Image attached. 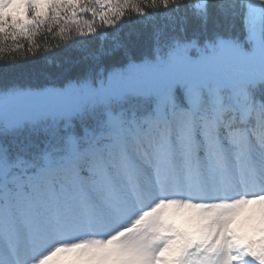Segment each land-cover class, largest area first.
I'll list each match as a JSON object with an SVG mask.
<instances>
[{
  "label": "snow or ice",
  "instance_id": "6c2138e0",
  "mask_svg": "<svg viewBox=\"0 0 264 264\" xmlns=\"http://www.w3.org/2000/svg\"><path fill=\"white\" fill-rule=\"evenodd\" d=\"M210 6L228 31L202 43L157 32L139 62L0 82V264H264V0L188 5ZM180 7L0 0V66Z\"/></svg>",
  "mask_w": 264,
  "mask_h": 264
},
{
  "label": "trees",
  "instance_id": "16d2710c",
  "mask_svg": "<svg viewBox=\"0 0 264 264\" xmlns=\"http://www.w3.org/2000/svg\"><path fill=\"white\" fill-rule=\"evenodd\" d=\"M194 2L195 0H182L179 11L161 9L147 19H126L118 22L114 29L101 28L96 34L87 38H70L59 48L56 47L58 43H61L59 37L49 35L46 39L54 50L47 52L41 50L34 55L28 54L24 59H18L11 66H0V82L16 79L24 83L59 85L67 80H79L90 72L94 75L100 68L107 72L113 67L123 66L129 58L139 62L146 56L150 57L157 32H162L165 38L198 37L202 43L206 36L212 38L213 34H223L228 31L227 24L219 17L214 6L209 7L207 23L203 24L201 18L188 7ZM213 2L214 0H209L210 5ZM181 28L184 29L183 32L180 31ZM40 43L44 45L45 40L41 39ZM116 43L124 46L119 52H113ZM26 49L27 45H25V51ZM110 52H112L111 55H109ZM250 91L253 98L264 100V83L258 84ZM177 92L181 94L178 87L175 96ZM74 123L76 131L80 133L81 122L74 120ZM95 123L96 121L92 122V119L84 121V124L90 128ZM33 139L36 143L42 144L44 138L33 137Z\"/></svg>",
  "mask_w": 264,
  "mask_h": 264
},
{
  "label": "rangeland",
  "instance_id": "374dc122",
  "mask_svg": "<svg viewBox=\"0 0 264 264\" xmlns=\"http://www.w3.org/2000/svg\"><path fill=\"white\" fill-rule=\"evenodd\" d=\"M191 54H192L193 56L195 55L194 52L191 53ZM262 86H263V85H261V87H262ZM177 87L180 89L181 94H180L179 92H177L176 102H178L179 104H180V103H184V94L182 93L183 91H182V89H181L179 86H177ZM250 89H252V88H250ZM175 91H176V89H175ZM250 93H251V92H250ZM180 95H181V96H180ZM251 95H252V94H251ZM181 97H182V98H181ZM92 122H94V120H92ZM242 234H250L246 226L242 228Z\"/></svg>",
  "mask_w": 264,
  "mask_h": 264
},
{
  "label": "clouds",
  "instance_id": "9594fccd",
  "mask_svg": "<svg viewBox=\"0 0 264 264\" xmlns=\"http://www.w3.org/2000/svg\"><path fill=\"white\" fill-rule=\"evenodd\" d=\"M177 2H178V3H181V2H182V0H177ZM208 2H209V0H204V3H205V5H207V4H208Z\"/></svg>",
  "mask_w": 264,
  "mask_h": 264
}]
</instances>
